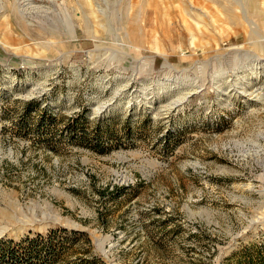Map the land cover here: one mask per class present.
<instances>
[{"label": "rangeland", "instance_id": "374dc122", "mask_svg": "<svg viewBox=\"0 0 264 264\" xmlns=\"http://www.w3.org/2000/svg\"><path fill=\"white\" fill-rule=\"evenodd\" d=\"M173 1L0 0V246L52 235L57 258L39 249L33 264L264 253V101L224 95L264 97V0L233 1L248 19L191 0L218 17L197 9L191 30ZM10 202L35 223L5 219Z\"/></svg>", "mask_w": 264, "mask_h": 264}, {"label": "bare ground", "instance_id": "6f19581e", "mask_svg": "<svg viewBox=\"0 0 264 264\" xmlns=\"http://www.w3.org/2000/svg\"><path fill=\"white\" fill-rule=\"evenodd\" d=\"M203 1V0H202ZM211 3H213L215 5V7L217 8V12H219L220 16L222 15L223 18L224 16L227 17V14L224 12L226 10H228L229 12V15H236L237 12H240L242 13V15H244V17L246 19H248V16H247V9L244 5L240 4L237 2V4H235L233 1L234 0H225L226 3L224 4H221L220 1L222 0H209ZM189 3H192L191 0H174L173 1V17L174 15H176V17L178 16L179 19L181 20L182 24L184 25V27L187 29V30H191L193 28L192 24H191V21L195 22L196 25L199 26V22L197 21L198 19H200V14H198V12L196 11L197 9L200 10V13L201 15L203 16H206V17H210L214 23L215 21L218 20V17L217 16V13L215 15V12L211 11L212 9H210L211 7L208 6L207 4H202L203 6L202 7H196L195 9V5H192L190 6ZM242 3V2H241ZM156 5V4H154ZM168 7V6H167ZM156 8V7H155ZM154 8V9H155ZM166 8V7H165ZM176 8V9H175ZM223 10H221V9ZM168 9H171L170 7ZM150 10V9H149ZM165 10V9H164ZM175 10L178 11V14H175ZM169 11V10H168ZM24 14H25V10L22 11ZM101 12L102 13H105V10L104 9H101ZM171 11L167 12L170 14ZM156 13H158L156 11ZM236 13V14H235ZM167 14V15H169ZM219 16V17H220ZM170 20H172V16H170ZM222 18V17H221ZM230 18V17H229ZM146 19V17H145ZM145 22V21H144ZM221 22V21H220ZM164 23V22H163ZM217 23V22H216ZM175 24V21L173 22V25ZM169 25L170 29H171V24H167V26ZM215 26V25H214ZM168 28V27H167ZM253 34H256L255 30H253ZM258 35V34H257ZM261 39L262 42H264V35L263 34H260L258 35ZM192 44L194 43L195 39L193 38L192 36ZM253 62V61H252ZM253 64V63H251ZM243 68V67H242ZM245 70V69H244ZM243 70V71H244ZM254 70H256L257 72H261V73H264V59H258L257 60V66L256 68H254ZM255 71V72H256ZM240 72V71H239ZM248 73V72H247ZM252 73V72H250ZM255 75V74H254ZM251 76V75H250ZM259 77V76H258ZM256 79V78H255ZM223 80V79H221ZM231 80V79H230ZM238 80V79H237ZM246 80V79H245ZM218 80H216L217 82ZM225 82V80H223ZM244 81V80H243ZM257 81V80H256ZM215 82V83H216ZM219 82V81H218ZM222 82V81H221ZM239 84V83H238ZM252 85V84H251ZM223 86V85H222ZM221 85L220 87L218 88H223ZM259 87V86H258ZM253 88V87H252ZM250 88L249 86L246 87V86H242V87H238L236 85V83H234V85H230V89L226 92H224V95H231V94H234L236 95L237 97H241V98H250V99H256L257 100H261V101H264V97L263 95L260 93V91L258 89H252ZM225 90V89H224ZM220 91H222L220 89ZM10 204H12L10 202ZM8 206V205H7ZM6 207V206H5ZM12 208H6L4 210H2V213L3 211H6L4 213V215L6 216L5 219H9V222H12V224L16 225L17 227H20V228H23V227H26V225H33L34 220L33 219H29L28 216L25 215V208L22 206V204H19L18 202L12 204L11 206ZM28 207V206H27ZM3 209V208H2ZM1 210V209H0ZM29 211H35L34 209H31ZM35 213V212H33ZM22 216L24 217L23 220H20L19 219V216ZM37 216V215H36ZM56 219L58 221H62V218L59 216V215H55ZM5 222V221H4ZM8 222V221H7ZM65 224V223H64ZM40 225V224H39ZM28 227V226H27ZM2 233H4L2 231ZM0 233V234H2Z\"/></svg>", "mask_w": 264, "mask_h": 264}, {"label": "trees", "instance_id": "16d2710c", "mask_svg": "<svg viewBox=\"0 0 264 264\" xmlns=\"http://www.w3.org/2000/svg\"><path fill=\"white\" fill-rule=\"evenodd\" d=\"M101 131L98 129L95 131V136L97 138V144L92 146L94 149H96L99 152H105L108 149L104 147V145L102 144V133H100ZM85 136H87L86 133H84ZM88 138V137H87ZM100 138V139H99ZM76 236L79 235H83L81 233H73ZM40 239H42V236L39 237ZM53 238L52 235L48 236L46 238V240L40 241L39 244H37V242L35 240H31L29 241L31 244V247L26 248L25 252L23 254H21L20 252L17 253V251H12L9 250V248L6 247L3 248V246H0V253L3 256H6L7 254H10L13 259H16V264H33L32 260L35 259V257L37 256L38 251L41 250H46L48 254L51 255L52 259H56V255H58V253H56V245H54L53 243ZM28 241V239H27ZM1 241H0V245H1ZM23 243H25V240H23L21 243H18L17 245L19 247H21L23 245ZM259 250V249H258ZM10 252V253H9ZM242 252V256L239 257L236 260V264H264V253L263 251H259L258 254H255V252H253V250L249 247H246L243 249ZM257 255V256H256ZM51 259V260H52Z\"/></svg>", "mask_w": 264, "mask_h": 264}]
</instances>
